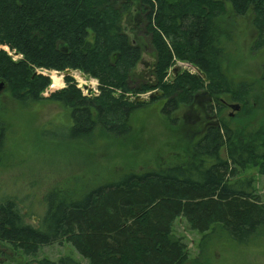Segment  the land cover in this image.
I'll return each mask as SVG.
<instances>
[{
    "label": "trees",
    "instance_id": "obj_1",
    "mask_svg": "<svg viewBox=\"0 0 264 264\" xmlns=\"http://www.w3.org/2000/svg\"><path fill=\"white\" fill-rule=\"evenodd\" d=\"M249 11L254 45L264 47V0H0L2 89L23 107L49 101L65 108L71 138L90 139L99 130L130 134L132 113L145 104L128 95L153 90L161 94L149 101L163 99L167 118L200 91L210 100L208 112L214 106L220 112L221 97L245 103L253 92L250 81L224 67L222 21L228 12ZM131 12L138 22L127 32L123 20ZM136 33L155 53L152 83L131 77L142 53ZM177 61L198 73L176 70ZM39 68L80 71L97 80L98 92L84 95L67 75L63 88L43 96L51 81ZM8 128L0 117V155ZM248 168L264 175V124L209 123L185 160L129 170L79 192L50 189L38 226L24 221L13 197L1 199L0 245L35 256L66 242L88 264H213L211 241L223 236L245 244L264 236V199L252 177L237 176ZM179 218L200 235L192 258L174 231ZM37 264L80 262L67 255Z\"/></svg>",
    "mask_w": 264,
    "mask_h": 264
},
{
    "label": "rangeland",
    "instance_id": "obj_2",
    "mask_svg": "<svg viewBox=\"0 0 264 264\" xmlns=\"http://www.w3.org/2000/svg\"><path fill=\"white\" fill-rule=\"evenodd\" d=\"M131 12L123 20L127 32L134 28L138 18ZM226 30L224 43L227 54L224 67L229 75L246 79L253 85V92L237 110L228 97L222 111L216 106L209 113V98L197 92L189 104H181L170 118L161 111L163 99L150 102L153 91L139 94L144 106L131 116L133 131L115 134L99 130L90 139L71 138L68 130V111L59 104L39 101L23 107L4 89L0 90V117L9 121L5 134L4 151L0 155V200L10 196L16 201L24 221L38 226L46 209L44 195L52 188L66 194L87 190L114 179L120 173L144 171L176 161L185 160L190 143L196 140L204 127L213 122L228 120L233 124H264V80L261 78L264 64V47L256 48L257 30L249 11L243 16L228 12L222 21ZM132 35V33H131ZM133 41L142 49L141 59L131 71L133 81L152 83L155 53L142 34L136 33ZM13 55V54H11ZM14 55L13 58H17ZM174 67L181 71L196 72L189 63L177 61ZM38 70V69H37ZM39 72V71H38ZM51 70L50 84L44 91L47 96L64 87V76ZM62 72V71H61ZM70 75L82 93L96 94L97 80L72 70ZM171 78L170 72L167 76ZM132 101L135 97L128 95ZM222 102H225L223 101ZM239 177H252L256 190L264 199V175L256 168H248ZM176 235L187 244L190 258L198 252L200 235L191 230L183 218L174 224ZM213 264H264V236L255 242L239 244L226 237H219L209 244ZM71 256L80 264H88L69 243L43 246L35 256L24 255L9 245H0V264H37V260H57Z\"/></svg>",
    "mask_w": 264,
    "mask_h": 264
},
{
    "label": "water",
    "instance_id": "obj_3",
    "mask_svg": "<svg viewBox=\"0 0 264 264\" xmlns=\"http://www.w3.org/2000/svg\"><path fill=\"white\" fill-rule=\"evenodd\" d=\"M40 73L46 75V76H49L50 72L49 70H44L42 68H39L38 69ZM57 74H60L59 72H56ZM71 73V70L67 69L66 71H64L63 73H61L63 76H66V75H70ZM0 90H2V82H0ZM161 94L160 92H157L156 95H159ZM155 95L154 94H150L149 95V98H152L154 97ZM145 99L144 98H141L140 96H136L132 102H143ZM231 107L235 110H237L239 108L238 104H232Z\"/></svg>",
    "mask_w": 264,
    "mask_h": 264
}]
</instances>
